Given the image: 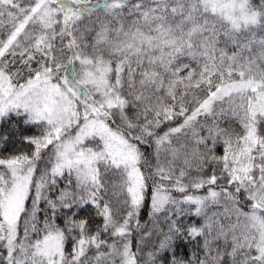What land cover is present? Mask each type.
Listing matches in <instances>:
<instances>
[{
    "label": "snow or ice",
    "instance_id": "6c2138e0",
    "mask_svg": "<svg viewBox=\"0 0 264 264\" xmlns=\"http://www.w3.org/2000/svg\"><path fill=\"white\" fill-rule=\"evenodd\" d=\"M0 264H264V0H0Z\"/></svg>",
    "mask_w": 264,
    "mask_h": 264
},
{
    "label": "trees",
    "instance_id": "16d2710c",
    "mask_svg": "<svg viewBox=\"0 0 264 264\" xmlns=\"http://www.w3.org/2000/svg\"><path fill=\"white\" fill-rule=\"evenodd\" d=\"M177 195H178V194H177ZM149 247H150V246H149ZM188 252H189V255H190V254H191V249H189Z\"/></svg>",
    "mask_w": 264,
    "mask_h": 264
}]
</instances>
